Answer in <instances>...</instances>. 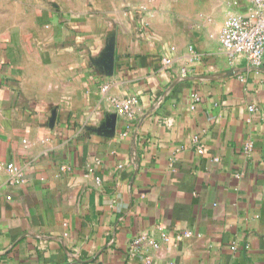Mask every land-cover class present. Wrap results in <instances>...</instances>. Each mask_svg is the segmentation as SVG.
<instances>
[{
  "label": "crops",
  "instance_id": "0c3cea01",
  "mask_svg": "<svg viewBox=\"0 0 264 264\" xmlns=\"http://www.w3.org/2000/svg\"><path fill=\"white\" fill-rule=\"evenodd\" d=\"M249 9L0 0V264H264V60L220 46Z\"/></svg>",
  "mask_w": 264,
  "mask_h": 264
},
{
  "label": "built area",
  "instance_id": "2783aa9c",
  "mask_svg": "<svg viewBox=\"0 0 264 264\" xmlns=\"http://www.w3.org/2000/svg\"><path fill=\"white\" fill-rule=\"evenodd\" d=\"M137 13L143 15L146 13V8L141 7ZM220 46L229 60L236 56H244L253 67H259L264 60V0H250L249 13L246 15H231L223 23L220 32ZM161 63L166 68H170L172 60L170 58H162ZM188 72L185 69L180 70V77L186 78ZM108 89L105 84L101 87L104 92ZM189 109L192 111L200 102V97L193 94L191 97ZM137 100L133 97L125 98L122 102L116 103L119 109L129 117L132 115L133 108L136 106ZM255 108L250 106L248 111L254 112ZM192 144L196 146L199 154L203 152L202 146L199 144L197 137H194ZM251 145L245 146V153H249ZM216 161V160H215ZM3 169L8 176V186L15 187L24 183L23 173L21 168L13 163H8L3 166ZM63 172L65 168H61ZM91 172L92 170L89 169ZM98 182V180H96ZM10 199V197H7ZM191 232H187L185 236H190ZM181 236L177 238L180 239ZM167 241V237L162 234L160 241H154L144 236H139L133 241V248L139 244H144L152 249H159L162 242ZM148 264V261L146 262Z\"/></svg>",
  "mask_w": 264,
  "mask_h": 264
},
{
  "label": "water",
  "instance_id": "95a60500",
  "mask_svg": "<svg viewBox=\"0 0 264 264\" xmlns=\"http://www.w3.org/2000/svg\"><path fill=\"white\" fill-rule=\"evenodd\" d=\"M106 68H108V66Z\"/></svg>",
  "mask_w": 264,
  "mask_h": 264
}]
</instances>
